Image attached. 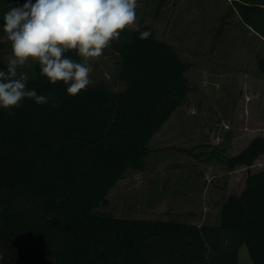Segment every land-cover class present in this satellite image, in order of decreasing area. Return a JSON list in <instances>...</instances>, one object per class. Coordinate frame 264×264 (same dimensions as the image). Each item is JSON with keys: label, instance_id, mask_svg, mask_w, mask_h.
Here are the masks:
<instances>
[{"label": "trees", "instance_id": "obj_1", "mask_svg": "<svg viewBox=\"0 0 264 264\" xmlns=\"http://www.w3.org/2000/svg\"><path fill=\"white\" fill-rule=\"evenodd\" d=\"M25 2L0 0V35L4 13ZM231 7L264 39V0H231ZM140 27L151 31L148 39L126 29L132 42L109 47L124 90L98 83L70 96L37 63L27 88L54 95L57 106L25 98L14 115L0 109V264H239L244 245L253 264H264V170L227 197L217 225L96 212L129 170L157 164L151 142L192 91L177 49ZM4 47L0 40V70ZM258 67L264 73V58ZM262 155L257 137L224 162L228 170L251 167Z\"/></svg>", "mask_w": 264, "mask_h": 264}, {"label": "rangeland", "instance_id": "obj_2", "mask_svg": "<svg viewBox=\"0 0 264 264\" xmlns=\"http://www.w3.org/2000/svg\"><path fill=\"white\" fill-rule=\"evenodd\" d=\"M137 5L138 24L153 29L189 65L192 91L151 142L157 164L143 172L129 170L96 212L217 225L227 197L244 190L249 174L264 170V155L251 167L234 170L224 162L264 138V73L258 67L264 39L246 26L231 0H137ZM1 30L6 65L11 45ZM90 63L89 86L125 89L119 56L110 48ZM36 64L30 60L20 71L32 78ZM239 264H253L245 245Z\"/></svg>", "mask_w": 264, "mask_h": 264}, {"label": "clouds", "instance_id": "obj_3", "mask_svg": "<svg viewBox=\"0 0 264 264\" xmlns=\"http://www.w3.org/2000/svg\"><path fill=\"white\" fill-rule=\"evenodd\" d=\"M137 0H26L4 13L3 31L11 45L6 69L0 70V109H12L22 100L56 107L54 95H38L28 89L29 76L20 71L31 60L50 83L63 82L66 92L76 96L93 83L90 61L99 58L115 41L131 43L122 36L127 29L139 39L151 36L137 22ZM75 52L80 61L67 53Z\"/></svg>", "mask_w": 264, "mask_h": 264}]
</instances>
